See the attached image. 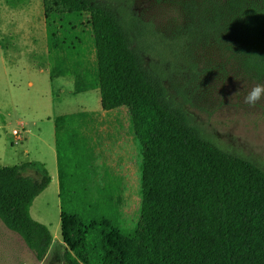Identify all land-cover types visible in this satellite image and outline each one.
Listing matches in <instances>:
<instances>
[{"label":"trees","instance_id":"16d2710c","mask_svg":"<svg viewBox=\"0 0 264 264\" xmlns=\"http://www.w3.org/2000/svg\"><path fill=\"white\" fill-rule=\"evenodd\" d=\"M51 78L73 75L75 92L99 90L106 113L126 109L142 156L139 216L125 219L115 182L101 185L88 112L54 120L64 264H264V170L231 154L195 126L169 93L152 25L126 0H43ZM187 40L220 43L242 73L264 80V0H198ZM92 31L94 66L86 64ZM192 37V39H190ZM0 167V221L38 262L53 236L34 220V201L52 178ZM101 179V178H100Z\"/></svg>","mask_w":264,"mask_h":264},{"label":"rangeland","instance_id":"374dc122","mask_svg":"<svg viewBox=\"0 0 264 264\" xmlns=\"http://www.w3.org/2000/svg\"><path fill=\"white\" fill-rule=\"evenodd\" d=\"M126 1L131 12L159 34L165 58L148 56L147 67L161 68L170 95L192 123L225 151L264 170V101L254 107L244 103L248 90L264 80L242 73L215 40H187L190 15L198 0ZM10 18L22 21L17 27L19 31L3 27ZM25 20H30L28 28ZM0 35L10 51H17L7 59L12 65L5 68L0 48V167L38 164L22 172L23 177L33 181L43 175L41 165L49 172L51 185L34 201L31 215L46 225L53 236V244L41 264H64L54 120L66 114L88 112L86 106L99 91L72 94L69 85L76 82L73 75L65 77L64 86L61 80H51L43 0H0ZM83 37L86 64L92 67L95 62L92 31L85 30ZM30 63L35 70L25 67ZM98 108L102 110L99 104ZM80 123L100 167L96 181L101 185L109 182L119 185L125 219L130 224L136 222L142 156L127 110L90 113ZM15 130L22 132L23 141L17 142ZM0 264H38L22 239L1 221Z\"/></svg>","mask_w":264,"mask_h":264},{"label":"crops","instance_id":"0c3cea01","mask_svg":"<svg viewBox=\"0 0 264 264\" xmlns=\"http://www.w3.org/2000/svg\"><path fill=\"white\" fill-rule=\"evenodd\" d=\"M13 13V12H12ZM14 14V13H13ZM29 21L30 20H25L24 21V25L27 27L29 24ZM22 21L21 20H19V19H16V18H10V19H8V20H6L5 21V25H3V27L4 28H8V27H13L14 28V31H19V29H17V27L18 26H20L22 23H21ZM28 28V27H27ZM19 35V34H18ZM18 35H15L14 37L16 38ZM17 39H21L20 37H18ZM17 47V44H16V46H15V48ZM0 48H1V51H2V54H3V63H4V66H5V68H7V66H11L12 65V63H9L8 62V58L15 52H17V51H10L7 47H6V43L4 42V38H3V36L2 35H0ZM28 52V51H27ZM15 55H17L18 56V54H15ZM18 58H20L19 56H18ZM13 65H15V63L13 64ZM25 67L26 68H28V69H31V70H35L36 68H35V66H34V64H32V63H30V64H27V65H25ZM24 67V68H25ZM38 70V69H37ZM45 72V71H44ZM48 74H49V71H48ZM49 76H50V74H49ZM50 78H51V76H50ZM51 80L52 81H54V80H61L62 81V85L64 86V84H65V82L67 81L66 79H65V77H60V78H51ZM69 86H71V93L72 94H74L75 93V84H72V83H70V85ZM92 91H95V90H89V91H87V92H85V93H89V92H92ZM99 91V90H98ZM77 94V93H76ZM81 94V93H80ZM93 102H91L90 104H88L87 106H86V108H89V111H88V113H101L103 110H101V109H99L98 108V104L101 106V96H100V92H99V94H97V96H95V98H93ZM95 105V109L93 110H90L91 108H93V106ZM102 108V107H101ZM85 111H87V110H85ZM66 115H69V114H66ZM56 149V148H55ZM56 155H57V152H56ZM57 167H58V165H57ZM52 182V181H51ZM51 185V184H50ZM49 185V186H50ZM60 194V193H59ZM60 200V199H59ZM44 261V260H43ZM42 261V262H43ZM42 262H38V264H41Z\"/></svg>","mask_w":264,"mask_h":264},{"label":"clouds","instance_id":"9594fccd","mask_svg":"<svg viewBox=\"0 0 264 264\" xmlns=\"http://www.w3.org/2000/svg\"><path fill=\"white\" fill-rule=\"evenodd\" d=\"M261 101H264V83H257L254 84L251 89L248 90L247 95L244 96V103L254 107Z\"/></svg>","mask_w":264,"mask_h":264},{"label":"built area","instance_id":"2783aa9c","mask_svg":"<svg viewBox=\"0 0 264 264\" xmlns=\"http://www.w3.org/2000/svg\"><path fill=\"white\" fill-rule=\"evenodd\" d=\"M13 135L15 136V138H16V140H17L18 143L21 142V141H23V135H22V132H20V131H18V130H15V131L13 132Z\"/></svg>","mask_w":264,"mask_h":264}]
</instances>
